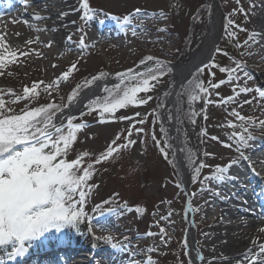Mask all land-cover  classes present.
<instances>
[{
	"label": "rangeland",
	"instance_id": "1",
	"mask_svg": "<svg viewBox=\"0 0 264 264\" xmlns=\"http://www.w3.org/2000/svg\"><path fill=\"white\" fill-rule=\"evenodd\" d=\"M245 1L248 0H239V3L237 0H219L224 23L218 44L221 51L213 58L218 66L206 69L198 76L206 87L209 81L219 83L225 80L226 83L221 84L218 89L210 88L207 97L189 103L185 88L195 73L179 89L176 96V138L191 171L199 168L203 149L216 153L213 160L205 159L211 168H199L193 189L204 181L206 185H212L213 178L218 175L217 166H222L240 155L237 151V133L246 138L249 135L264 138V125L260 123L264 121V98L256 91V89L264 91V80L256 83L243 81L244 72L248 67L258 73L264 71V58L260 56L262 52L253 45L252 39L249 40V36H252V19L246 13V6L242 4ZM79 3L80 1L76 0L78 9H81ZM88 3L91 18L81 19L79 25L78 22H74L72 28H68L73 34L71 41L66 42L65 49L70 52L58 58L57 64L53 58L58 52L50 48L42 50V54L48 55L44 58L26 52L28 48L26 46L15 51L18 55L13 62H9L8 53L5 55V66L0 68V90H3L0 91V98L5 101L6 107H12L19 112L26 105L29 108L49 103L62 106L68 103L67 97L77 84L81 85L80 94L91 86L86 85L85 81L91 80L93 76L105 73L104 77L95 82L97 83L115 76L118 72L135 68L147 56L156 57L167 65L175 64L184 58L186 48L193 44L192 40L200 39L210 8L208 0H88ZM241 8L243 11H240ZM137 9L140 10L139 15L136 14ZM233 10H236L235 14ZM251 10L252 7L249 6V12ZM83 11L81 9L77 13ZM126 16L130 17L128 24L123 21ZM225 17L234 21L229 29L235 33L234 36L230 37L224 31ZM86 20L87 23L92 21L101 28L104 26L109 28L105 29L104 37L96 44L89 36L93 30L87 27V36H83L86 46L82 48L79 41L81 33L86 31ZM198 27L201 31L199 37H196ZM133 30L136 32L135 35L132 34ZM115 31L118 35L112 36L110 32ZM245 41H248L246 45ZM19 52L29 54L23 56L19 55ZM235 62H240L241 71L235 74L236 78L233 81L228 82V74L220 72L219 68L235 67ZM257 62L261 67H255L254 64ZM73 63H76V70L67 81H61L57 88L51 90V94L41 91L35 101L21 100L15 104L9 103L15 97L7 92L8 89H12L15 94H22L23 88L31 87L33 82L51 83ZM150 83L154 85L151 91L138 93V99L151 97L146 104L129 105L118 109L114 116L105 114L107 122H100L99 110L89 111L86 107L74 116V123H85L88 126L77 133V139L69 151L67 160L71 161L79 153L88 151L91 155L83 158L84 166L94 163L96 157L118 133L121 139L117 143H125L128 137L127 129L133 123L135 128H143V132L137 133L134 129L130 137L136 141L134 145L121 150L118 154L114 153L113 157L106 161L94 163L93 175L85 188L87 195L83 209L86 217L78 226L65 228L60 232L53 230L46 233L27 244V249L37 241L44 244L48 243L47 239L53 238L56 240L51 241L53 244H58L57 241L64 239L63 241L67 240L66 244L75 242L82 249L103 246L125 252L128 248L133 256H140L137 258L138 261L149 259L150 264H192L182 243V235L187 229V221L190 220V213L187 211L193 204L192 201L191 203L188 201L187 190L178 182L180 172L174 156L172 139L163 125L160 113L170 94L169 90L173 83L172 69L166 71L158 81ZM243 87L251 88L253 91L238 95L233 91L235 88L238 92L239 88ZM106 95L107 93L103 91L99 97ZM228 97L233 99L227 100ZM193 112L196 113L195 116L192 115ZM234 112L239 116L234 115ZM136 113L140 115L136 116ZM119 117H134V120H120ZM239 117L248 119L242 121ZM141 119L145 120L143 124L136 123ZM246 127L249 129L247 133L244 132ZM209 132L229 141L230 144L222 148L213 147L209 142L211 139L207 134ZM240 147L242 149L243 145ZM161 148L167 153V159L160 151ZM158 198L170 203L168 209L171 215L166 218L167 224L158 221V216L156 218L153 214L154 210L160 211L158 209L160 206L156 204ZM106 201L108 203H105ZM98 205L99 211L96 210ZM137 208L142 209V212L138 213ZM152 221L155 223L151 224ZM160 229L164 230L163 233L159 231ZM174 231H180L177 243L183 246L182 249L171 239ZM72 233L75 236L70 237ZM106 236L112 237L111 242L101 239ZM10 251L11 247L8 246L5 257ZM26 255L20 257L21 260ZM60 255L57 253V256ZM57 261L60 263V259L57 258Z\"/></svg>",
	"mask_w": 264,
	"mask_h": 264
},
{
	"label": "bare ground",
	"instance_id": "2",
	"mask_svg": "<svg viewBox=\"0 0 264 264\" xmlns=\"http://www.w3.org/2000/svg\"><path fill=\"white\" fill-rule=\"evenodd\" d=\"M79 1L81 3V0ZM208 1L210 8L204 32L200 34L201 30L199 27L197 28L196 37H199L200 34V39L192 40L193 44L186 48L184 58L168 66L173 72V83L168 99L160 113L163 125L169 131L172 139L174 156L180 172L178 182L187 190L188 201L189 203L192 201L193 204L191 210L187 211L190 213V220L187 221V229L182 235V243H184L190 262L192 264H252V256H256L257 260H264V254L260 253L259 248L260 244H264V231H261L264 229V138L259 139L251 136L252 139L243 146L244 156L231 159L235 166L233 169L228 168V171L222 174L223 180L214 177L212 185H206L204 181L194 189L193 176L196 179L198 174L195 170L191 171L176 138L175 100L177 93L196 73L198 67L214 58L218 53L216 49L222 37L224 17L219 7V0ZM242 4L246 6L248 17L250 16L252 19L253 45L259 49V52H262L260 56L263 59L264 0H248ZM249 6L252 7L250 12ZM78 10L81 11L77 7L76 0H0V36L3 37V44L7 45V47H0V55L5 56L9 52H15L26 46L28 47L26 52L40 53L41 55L36 56L44 58L48 55L42 54V50L50 48L58 52L53 58L57 64L58 58L70 52L65 49L67 37L73 34L68 28H72L74 22H78L79 25L83 13H77ZM64 13L66 15H62ZM36 16L44 17V19H34ZM85 23L86 31L81 33L82 36H87V27H89L93 30L89 36L96 44L104 37L105 29L109 28V26L101 28L92 21L87 23L86 20ZM36 29H40V31ZM110 33L112 36L118 35L116 31ZM37 39L39 42H36ZM28 40H33L34 43L29 45L26 43ZM49 41L52 42L51 47H45ZM153 64L154 62H147L145 65L140 64L133 69L142 72L146 70L147 66ZM254 65L261 67L259 62ZM245 71L248 73L243 77V81L246 83L264 80V71L258 73L249 67ZM116 83L118 81L115 75L86 88L69 107L62 108L57 112L55 122L57 124L66 123L68 116H76L90 100L99 97L105 86H113ZM207 134L211 138L209 142L213 147L222 148L230 144L229 141L216 137L210 132ZM215 157V152L203 149L199 168H201V164L204 165L202 168H211L212 166L207 164L205 159L213 160ZM226 164L222 166L227 167ZM238 196L242 198L241 202L237 200ZM168 203L164 199H156L160 211H153L156 218L158 216L157 220L163 224H167L166 218L171 215V211L168 209L170 203ZM258 204L263 208H256ZM154 223V221L151 222V224ZM179 233L180 231H174L171 239L173 243L177 244V247L179 245V248L182 249L183 246L177 243ZM73 236H75L74 233L70 234V237ZM47 241L48 243L44 244L37 241L32 247L30 246L29 254L25 257L26 264L151 263L149 259H145L143 262L138 261L137 258L140 256H133L134 254L128 248L125 252L114 251L103 246L96 249L92 247L82 249L75 242L66 244V241H60L58 244H53L54 241L50 238ZM166 242L169 243L168 240ZM7 247H0V258L5 257ZM57 253L65 259L64 262L57 261ZM180 254L182 253L180 252ZM1 261L4 264H17Z\"/></svg>",
	"mask_w": 264,
	"mask_h": 264
},
{
	"label": "snow or ice",
	"instance_id": "3",
	"mask_svg": "<svg viewBox=\"0 0 264 264\" xmlns=\"http://www.w3.org/2000/svg\"><path fill=\"white\" fill-rule=\"evenodd\" d=\"M80 7L84 10L81 19H90L91 9L88 0H81ZM139 11V9L136 10L137 15H139ZM235 11L233 10V14ZM240 11L243 9L241 8ZM62 15H66V13ZM34 19L40 20L44 17L36 16ZM123 21L125 24L130 23V17H124ZM233 24L232 19L225 17L224 31L230 37L235 35L234 32L229 31ZM36 30L40 31V29ZM163 30L161 29V31ZM132 34H136L135 30ZM251 39L254 37L249 36V40ZM67 40L71 41V36L67 37ZM36 42H39L38 39ZM26 43L31 45L34 41L28 40ZM247 43L248 41H245V45ZM51 45L52 42L49 41L45 47H51ZM79 45L82 48L86 46L83 36L80 38ZM0 47H7L3 44L2 36H0ZM32 51L35 52V50ZM216 51L220 52L221 50L217 48ZM28 54L19 52V55L23 56ZM35 54L41 55L40 53ZM17 55V52H9V62H13ZM147 62H154V64L147 66L145 71L138 72L134 69H127L124 72L116 73L118 83L111 88L105 86L103 91L107 95L90 100L85 107L89 111L99 110L100 122L104 123L107 122L105 114L114 116L118 109L126 108L129 105L146 104L151 97L138 99V93L151 91L154 85L150 82L158 81L166 71H170L164 61L153 56H147L139 63L145 65ZM4 66L5 56L0 55V68ZM216 66L218 65L213 59L197 68L196 75L185 88L189 103L207 97L210 88L218 89L221 84L226 83L225 80H221L219 83L209 81L206 87L204 82L198 79L199 74ZM74 70H76V63L71 64L67 71H64L51 83L45 84L43 81H38L33 82L31 87L25 86L22 94H15L12 89H8L7 92L15 97L9 103L15 104L21 100L35 101L41 91L51 94V90L57 88L61 81H67ZM219 70L222 73H227L228 82H231L236 78L235 74L241 71V64L235 62V67H220ZM210 75L215 74L210 73ZM244 75L247 76L248 73L245 71ZM104 76L105 73L101 72L99 76H93L91 80L85 81V84L90 86ZM80 89L81 85L77 84L67 97L68 103L62 106L49 103L29 108L26 105L19 112L12 107H6L5 101L0 98V247H11L7 256L9 261L23 257L28 250L26 245L43 237L46 233L53 230L60 232L65 228L77 227L79 222L86 217L83 209L87 195L85 188L87 181L93 175L94 163L99 164L106 161L112 158L114 153L118 154L121 150L134 145L136 141L130 138L134 129L137 133L143 132V128H135V123H133L127 129L128 137L125 139V143H117L121 139V135L118 133L106 149L96 157L94 163H88L87 166L83 165V158L91 155L88 151H83L75 159L68 161L67 156L77 139V133L88 125L74 123L75 117L73 116H68L66 123L61 122L60 124L55 122V118L61 107H69L74 99L79 96ZM233 91L238 95L239 93L251 92L253 89L243 87L239 88L238 92L235 88ZM256 91L261 98H264V91L259 89ZM232 99L233 97L227 98V100ZM208 102L206 101V103ZM233 114L239 116L238 113L234 112ZM139 115L136 113V116ZM192 115L195 116L196 113L193 112ZM119 119L134 120V117H119ZM239 119L243 121L248 118L239 117ZM144 122V119L136 121L140 124ZM260 123L264 125V121H260ZM248 131L249 129L246 127L244 132L247 133ZM236 138L238 152L241 151V145H246L252 139L250 135L246 138L239 133L236 134ZM153 139H155L154 134ZM157 145L159 146V141H157ZM160 151L167 159L164 148H161ZM241 155H243L242 152ZM200 167H204V165L201 164ZM228 167L217 166L216 172L219 175L215 179L223 180L222 174L228 171ZM199 170V168L196 169L197 174ZM193 180H195V176H193ZM99 209L100 206L98 205L96 210L99 211ZM136 211L140 213L142 209L137 208ZM89 223L91 224V218H89ZM163 231L161 229V233ZM101 239L111 242L112 237L106 236ZM259 248L260 253L264 254V244H260ZM251 259L252 264H264V260H257L256 256H252ZM0 264H4V262L0 261Z\"/></svg>",
	"mask_w": 264,
	"mask_h": 264
}]
</instances>
